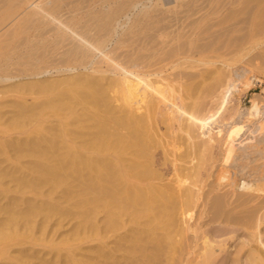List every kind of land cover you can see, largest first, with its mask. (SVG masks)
Listing matches in <instances>:
<instances>
[{"label":"bare ground","instance_id":"1","mask_svg":"<svg viewBox=\"0 0 264 264\" xmlns=\"http://www.w3.org/2000/svg\"><path fill=\"white\" fill-rule=\"evenodd\" d=\"M24 1L14 17L0 5L11 16L0 17V264H264V179L236 193L218 171L252 142L247 132L264 133V88L252 93L256 113L233 106L223 118L253 75L188 71L178 59L190 44L179 51L168 25L142 32L156 23L145 11L107 48L130 0L75 13L74 0ZM240 1L241 12L252 3L240 21L262 62L264 0ZM50 72L76 73L11 81Z\"/></svg>","mask_w":264,"mask_h":264},{"label":"rangeland","instance_id":"2","mask_svg":"<svg viewBox=\"0 0 264 264\" xmlns=\"http://www.w3.org/2000/svg\"><path fill=\"white\" fill-rule=\"evenodd\" d=\"M2 1H4V3H5L7 0L6 1L1 0L0 5L3 4ZM13 1L14 0H11L9 2L7 1L6 4L10 3V2L13 3ZM19 1H23L22 2L23 4L28 3V2H25L24 0H19ZM19 1H18V3H20L19 5L22 8L21 11L23 10L22 13L26 12V11H24L25 7ZM42 1L47 2V0L46 1L41 0V3H42ZM53 1H56V0H53ZM61 1L62 0H60V1L57 0L56 2L57 3L60 2V4L62 3L60 6H63L66 4V3H63L66 0L65 1L63 0V2H61ZM71 1L72 0H70L69 2H71ZM80 1L81 0H74L71 3H68V2L67 3H68V5L70 4L69 6H72V3H73L74 4L73 9L74 8L77 9V7L80 6L78 8L84 7V10L86 12H89L91 10L90 9L91 4L92 3L94 4V2H95L94 9L97 10L98 8H100V9H98L99 11L100 10L106 11L108 6H109V3H111L109 6V8H110L112 5L115 7H117L119 4L122 5L123 1H125V4L129 2V0H127L128 2L126 0H109V1L106 0V2H103V0L102 1L93 0V2H91L92 0H90L89 3L86 4L84 2V0H82L81 2L83 3V6H81V5H79ZM48 2H49V0H48ZM74 2H76V3H74ZM101 2L103 3V5H101ZM130 2H132L131 5H133L134 7L131 5H130V7H128V6H125L123 4V6H125V9L127 7L129 10L126 9L127 12L124 11V7L122 6L123 7L122 10L124 12L123 11H121V12L123 13V15H121L122 13H120L118 15L119 18L121 17L120 19L118 18V22L120 24L118 23V25H116V29H115L113 38L108 43L107 48H110L114 45L116 40L120 37L121 32L127 33L123 30H125L127 28L126 31L130 32L132 30V28L134 27V26H132L134 24V19H138L137 16L139 15V13H140V15H142L143 11H145V13H147L148 17L150 18V16H151V19H153L156 23L154 24L152 22L153 23L152 24L151 22H149L150 19L147 17V20L150 24L147 27V25H148V23H147L145 25L146 27H144V29H142V27H141L142 32H144L147 29H149L151 32H153L154 30H155V32H159V31H156V28H158L157 30H160L159 33H161L163 26L166 27L168 25L166 28L164 27L165 28L164 34L167 33L169 30L168 33H170V35L168 34L169 36L167 38H171V37H173V39L176 38L174 41L177 43H175L174 41L171 43H175L176 45H179V47H180L179 51H183L187 48L185 46L186 43L190 44V46L192 47V52H193L192 56H190V58L182 57V58L178 59L179 62H183L185 59L192 61V65H191L192 68L187 69L188 71H191L195 74H198L202 68V64L209 63L206 66H204L207 69V71L211 72L213 75H215L214 73L223 70V74H225V76H226V77L223 76V78L225 77L226 81L229 79V76L231 78L235 77L234 75H232V72H231L232 70H234L236 73L239 74L240 78L242 80H244V82H243L240 79L239 80L240 82L250 83L249 77L251 75H253L255 80L259 82L258 84H252V85L250 83L247 86L240 83V86L238 88L239 90L236 89L237 90L236 91L235 89H233L234 91L233 90L231 91V93H230V95L227 98L226 103H225L226 111H224V113H223L224 121H226V119L228 120L227 116L230 113V110L233 106L240 107V109L241 108L244 109L245 107H250V108L252 107L251 111L255 112V113L257 112V110H258V108H256L257 103L252 101L251 98H252V93H254V92L261 93V89L264 88V60H262V62L259 61L260 59L258 58V56L256 54L259 53L260 50L258 51V48L254 47V45H253L254 42H256L255 40H257L258 38L256 36H254V33L252 31L250 32L252 34H250V33L248 34V32L250 30L249 31L247 30L248 28L246 25H249V24H247V21L242 23L243 22L242 18L244 16L243 13H246L245 11L251 9L249 7V5H251L252 3H250L249 5H246V7H248V8L245 7V11L241 12L243 10L242 9L243 6H245V5L242 6V3L240 0L239 1L238 0H178V1H176V0H132L131 1L130 0ZM15 3H14V5H15ZM18 3L16 4L17 5L16 7L20 10V7H18ZM82 3H80V4H82ZM155 3L157 5L159 3V5H158L159 8L158 7L156 8L157 10L154 9V7H153L154 5L157 6ZM240 3H241V5H240ZM96 4H98V5H96ZM7 5H9V4H7ZM11 5L12 4L9 5L8 9L6 8V10H8V11L5 10L9 14L12 13L10 9H12L13 11L18 10V9H15L16 7H14V9H13L14 5H12V8H11ZM68 5H67V7L64 6L63 9H62V7L60 9V6H59V9H57L56 12L55 11L54 12L57 14V16L59 13V17H62V14H63L62 12L64 10V13H65L64 17H65L66 13H67V12H65V9L69 7ZM76 5H78V6H76ZM86 5H89L90 7H87ZM74 6H76V7H74ZM173 6H174V9L172 8ZM3 7L5 9L6 5ZM115 7H111V8H115ZM88 8H89V10H88ZM1 9H2V11H4L3 8H0V11H1ZM27 9H25V10H27ZM69 9H67L66 11H69V12L72 11L71 13H75L76 9H74V10L73 9L69 10ZM5 11L2 12L3 14L0 12V14H1L0 17L2 15L7 14ZM21 11H19V12H21ZM85 11H83V13ZM14 12H15V14H16V12H17V14L19 13L18 11H14ZM14 12L12 13V15L14 14ZM22 13L20 15H22ZM55 13H53V15H55ZM71 13H70V15H71ZM124 13L126 15L125 17H124ZM249 13H250V11H249ZM9 14H7V15H9ZM242 14H243V16L241 17ZM247 14H248V12H247ZM250 14H249V16H251ZM14 16L15 15H13V17ZM155 16L158 18L160 17V19L157 18V20H156V18H152ZM3 17L4 16H2L1 18H3ZM5 17L3 18L4 21L6 20ZM10 17H7V19ZM64 17H62V18H64ZM165 17H166V19H165ZM10 19H8L5 22L3 21V22L8 23V21ZM3 22H1V23H3ZM135 22H136V20H135ZM1 23H0V25H1ZM189 23H191V25H189ZM243 24H245V25H243ZM251 24H250V26H251ZM4 25L3 24L1 25L0 28L2 30L0 32H2L5 29ZM192 25H193V28L190 27ZM242 25L244 26V30H243ZM11 26L12 25H9V28H11ZM129 26H131V27H129ZM128 27L131 29L128 30ZM150 27H153L155 29L151 30L152 28H150ZM190 28H191V30H190ZM133 30H135V29L133 28ZM137 30L140 31L139 29H137ZM149 30H147V31L150 32ZM147 31H145V32L147 33ZM123 33H121V35H123ZM243 33H245V34H243ZM179 34L181 37H179ZM246 35H248V36H246ZM243 36L246 38L244 39ZM167 38L166 39L164 38L165 41L167 42V43H164V46H166V44H167L170 47V44H171L170 41L171 40H167ZM241 40L242 41L245 40V41L242 42ZM168 41L170 44H168ZM244 42L245 43L248 42V43L244 45ZM175 44H173V45H175ZM240 44H242V46ZM169 47H167V48H169ZM243 48H245V49H243ZM263 48H264V45H263ZM256 61H257V63L260 64V62H261L262 64L259 65L256 63ZM82 71H83V69L77 70L78 73H80ZM70 73L75 74L76 72H70ZM70 73L69 72H65V73L61 72L58 74H64V75H58L56 72H50V73H45V74L41 75V77H39V78L29 77V76H26L23 78L22 77H16V78L12 79L11 81L18 83L20 81L23 82V81H30V80H36V79H51V78H55V77H63V76H65V74L67 75ZM56 75H58V76H56ZM198 79H199V77L195 78V80H198ZM222 80L224 81V79H222ZM212 81L214 83L213 79H212ZM225 83H227V82H225ZM214 92L217 93V89L213 90V92H212V95L214 94L213 97L210 98V96H209V97H207V99H205L207 101V102L205 101L207 103V105L215 104L216 96H215ZM213 100H215V101H213ZM261 134L262 133H260V135L257 134L256 137H253L254 136L253 134H250V132H247V137L252 138V142L247 143L249 145L246 144V147L244 149L239 150V152L238 151L236 152L235 156L238 157L240 155L239 156L240 158H237L234 156L233 160L229 163V165H227L225 168H219L220 170H218L219 164H216V166H214L212 168L213 173H215V169H217L218 171H222L221 173L224 174L226 178H228V176L230 175L229 176L230 179L228 178L229 180H235L236 179L235 180V182H236L235 192L236 193L237 192L239 193L241 191L240 187L242 186V184L244 182L249 181V183H251L252 181H255L257 178L261 179V180L264 179V133L262 135ZM201 138L202 137L201 136L199 137V135H198L197 141L198 142H199V140L201 141L203 139V138L202 139ZM245 140H247V139H245ZM203 141H204V139H203ZM214 144L217 145L216 142H214ZM215 150H217V149H215ZM242 152H244V153H242ZM238 153H240V154H238ZM241 153L243 155H241ZM244 157H245V159H244ZM241 158H243V159H241ZM240 160H241L242 164H239ZM215 174H218V172L216 171ZM215 174H213L212 175L213 177L210 179L213 180ZM263 196L264 195H262L261 197H263ZM73 222H74L73 220H69L67 222H64L63 226H64L65 230L69 229L71 227V225L73 224Z\"/></svg>","mask_w":264,"mask_h":264}]
</instances>
